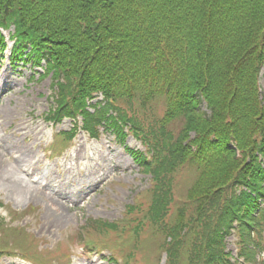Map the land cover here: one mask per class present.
Returning a JSON list of instances; mask_svg holds the SVG:
<instances>
[{
    "label": "trees",
    "instance_id": "obj_1",
    "mask_svg": "<svg viewBox=\"0 0 264 264\" xmlns=\"http://www.w3.org/2000/svg\"><path fill=\"white\" fill-rule=\"evenodd\" d=\"M11 24L25 42L40 46L48 41L71 86L89 82L96 90L107 83L125 90L116 87L117 73L155 65L160 56L164 58L162 80L187 71L182 89L169 104L187 109L176 111L191 118L190 127L192 120L210 127L215 121L196 108L193 94L199 90L215 115L221 110L223 116L222 131H217L221 138L218 148L206 164H198L204 171V192L198 193L195 183L190 196L211 201L206 210L211 214L219 207L216 188L227 187L237 172L239 177H251L255 166H249L246 157L253 145L255 149L264 126V104L257 85L259 67L264 63V0H0V26ZM185 27L192 32L200 54L195 55L194 64L191 50L179 43V31ZM185 39L192 45L189 36ZM129 73L139 75L134 70ZM122 78L130 87L132 80L126 75ZM233 145L244 151V157L241 153L236 159ZM237 207L239 211L240 205ZM203 263L209 262L204 259Z\"/></svg>",
    "mask_w": 264,
    "mask_h": 264
},
{
    "label": "rangeland",
    "instance_id": "obj_2",
    "mask_svg": "<svg viewBox=\"0 0 264 264\" xmlns=\"http://www.w3.org/2000/svg\"><path fill=\"white\" fill-rule=\"evenodd\" d=\"M6 64L7 58L0 59V198L19 209L40 205L38 222L34 218L27 221L51 247L63 234L70 235V225L80 224L84 217L118 218L134 192L148 185L130 154L120 145L110 144L106 137L100 141L80 138L69 153L49 158L45 148L54 133L69 126L48 127L42 120L48 105L49 80L30 81L35 70L29 64L20 63L22 68ZM261 86L264 89V77ZM203 109L207 110L205 105ZM127 144L135 146L132 139ZM37 185L55 193L44 195L35 189ZM79 261L107 264L98 256ZM0 264L28 263L3 258Z\"/></svg>",
    "mask_w": 264,
    "mask_h": 264
}]
</instances>
